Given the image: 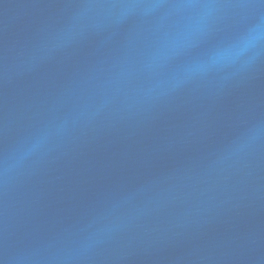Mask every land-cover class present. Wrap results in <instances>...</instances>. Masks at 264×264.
I'll return each instance as SVG.
<instances>
[{
  "label": "water",
  "instance_id": "obj_1",
  "mask_svg": "<svg viewBox=\"0 0 264 264\" xmlns=\"http://www.w3.org/2000/svg\"><path fill=\"white\" fill-rule=\"evenodd\" d=\"M0 264H264V0H0Z\"/></svg>",
  "mask_w": 264,
  "mask_h": 264
},
{
  "label": "clouds",
  "instance_id": "obj_2",
  "mask_svg": "<svg viewBox=\"0 0 264 264\" xmlns=\"http://www.w3.org/2000/svg\"><path fill=\"white\" fill-rule=\"evenodd\" d=\"M260 38V30L257 29L254 33L250 34V36L245 40L243 47L247 48L250 47L257 39ZM240 55V50H230L225 53H221L218 56V60L223 61L226 59H232L236 56Z\"/></svg>",
  "mask_w": 264,
  "mask_h": 264
}]
</instances>
